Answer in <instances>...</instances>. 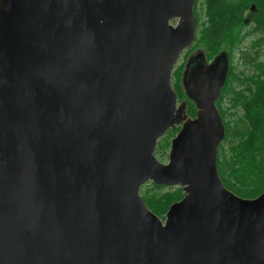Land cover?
<instances>
[{
  "label": "water",
  "instance_id": "1",
  "mask_svg": "<svg viewBox=\"0 0 264 264\" xmlns=\"http://www.w3.org/2000/svg\"><path fill=\"white\" fill-rule=\"evenodd\" d=\"M194 3L0 0V264H264V190L217 172L226 66L184 82L194 117L171 84ZM148 181L182 187L164 219Z\"/></svg>",
  "mask_w": 264,
  "mask_h": 264
},
{
  "label": "trees",
  "instance_id": "2",
  "mask_svg": "<svg viewBox=\"0 0 264 264\" xmlns=\"http://www.w3.org/2000/svg\"><path fill=\"white\" fill-rule=\"evenodd\" d=\"M193 10L195 44L202 43L209 57L223 46L228 55L227 76L216 100L224 124L217 172L227 189L255 198L264 190V0H195ZM172 75L177 99L185 100L187 115L194 117L196 106L183 91L181 72L174 69ZM179 129L170 128L157 141L155 152L163 155ZM140 191L161 219L170 204L183 196L182 187L151 181Z\"/></svg>",
  "mask_w": 264,
  "mask_h": 264
},
{
  "label": "flooded vegetation",
  "instance_id": "3",
  "mask_svg": "<svg viewBox=\"0 0 264 264\" xmlns=\"http://www.w3.org/2000/svg\"><path fill=\"white\" fill-rule=\"evenodd\" d=\"M193 43L184 50V52L189 49L191 50L193 48ZM192 46V47H191ZM219 56V57H218ZM215 58H218L220 64L224 67L226 66V69H228V55L226 51L217 52L214 56L209 57L208 52L206 51H200V50H193L192 53L188 56L187 60L184 64V69L181 77V86L184 90V82L188 79L190 73L195 70L196 68H200L201 66H206L207 64L211 63ZM185 72V75H184ZM227 72V71H226ZM227 76V73H226ZM186 94V93H185Z\"/></svg>",
  "mask_w": 264,
  "mask_h": 264
},
{
  "label": "rangeland",
  "instance_id": "4",
  "mask_svg": "<svg viewBox=\"0 0 264 264\" xmlns=\"http://www.w3.org/2000/svg\"><path fill=\"white\" fill-rule=\"evenodd\" d=\"M201 17H202V15H201ZM195 41H196V40H194V42H193L194 45H192L193 48H192L191 50L187 49L185 52L183 51V52L180 54V57H179L178 61L176 62L175 66H174V69H177L178 71L181 72V75H180V84H181V77H182V73H183V69H184V64H185V61L187 60L188 56L192 53L193 50H195V51H197V50L205 51V48H204L203 44H202V43H196V44H195ZM192 46H191V47H192ZM225 50H226V47L223 46V47L219 50V52H221V51H225ZM236 60H237V54H235V57H234L233 62L235 63ZM237 66L239 67L238 64H237ZM239 68H240V67H239ZM174 69H173V71H174ZM173 71H172V72H173ZM248 71H249V70H248ZM172 83H173V75H172V77H171V84H172ZM181 101H184V102H185V100L183 99V100H178V103L181 102ZM168 152H169V149H167L166 152H165L163 155H160V154H158V153H156V152H154V154H155L156 158L158 159V161H160V162H162V163H166V162L168 161ZM148 182H150V181H148ZM148 182H146V183H148ZM143 186H144V184L141 186V190H143ZM171 187H173V186H171ZM179 187H180V186H179ZM140 194H141V191H140ZM165 213H166V212H165ZM165 213H164V216H165Z\"/></svg>",
  "mask_w": 264,
  "mask_h": 264
}]
</instances>
